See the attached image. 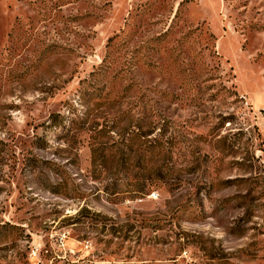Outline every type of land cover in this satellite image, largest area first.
I'll use <instances>...</instances> for the list:
<instances>
[{
	"label": "rangeland",
	"instance_id": "1",
	"mask_svg": "<svg viewBox=\"0 0 264 264\" xmlns=\"http://www.w3.org/2000/svg\"><path fill=\"white\" fill-rule=\"evenodd\" d=\"M0 264H264V0H0Z\"/></svg>",
	"mask_w": 264,
	"mask_h": 264
}]
</instances>
